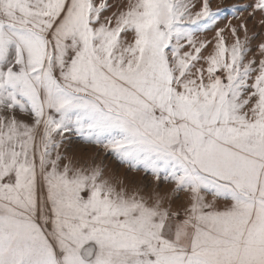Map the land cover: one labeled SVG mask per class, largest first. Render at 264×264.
Instances as JSON below:
<instances>
[{
    "label": "snow or ice",
    "instance_id": "1",
    "mask_svg": "<svg viewBox=\"0 0 264 264\" xmlns=\"http://www.w3.org/2000/svg\"><path fill=\"white\" fill-rule=\"evenodd\" d=\"M224 11L0 0V264H264V42L248 59L243 21L198 39Z\"/></svg>",
    "mask_w": 264,
    "mask_h": 264
},
{
    "label": "rangeland",
    "instance_id": "2",
    "mask_svg": "<svg viewBox=\"0 0 264 264\" xmlns=\"http://www.w3.org/2000/svg\"><path fill=\"white\" fill-rule=\"evenodd\" d=\"M210 6L213 9L216 8H223L225 11L220 13V18L218 22L212 28L204 31L198 32L197 38L201 40H214L215 31L217 28H225V38L226 42L230 45L233 42V38L231 36V32L226 27L229 22L232 25L239 26L240 23L243 21L248 28V35L250 37L255 34V37L251 40V48L252 51L248 54V59H251L253 56H256L257 60L259 59V52L257 49V45L261 42H264V24H261L260 21L264 20V13L260 11H255L253 13L252 7H248L246 9L239 8L237 9L238 12H242V15H239L237 18L233 16L232 10L229 6L231 5H254L256 0H209ZM239 35L243 39L244 32L243 29H239ZM214 45H208L204 50H202L204 55H208L212 52ZM206 67V65H205ZM68 154L76 156L85 155L88 157H95L96 162L103 165L105 169L106 175H116L121 178H125L126 182L130 178H134L136 186L141 188H147L145 190L151 189L153 187L152 183V176L146 175L143 171H129L128 166L126 164H121L118 160L109 153H106L104 149L97 145L87 144L81 141L79 138L73 137L72 144L68 149ZM170 184H161V189L171 188ZM209 199L211 197L209 196ZM186 202V194L181 192L179 194L178 199L174 202V207L178 204Z\"/></svg>",
    "mask_w": 264,
    "mask_h": 264
}]
</instances>
